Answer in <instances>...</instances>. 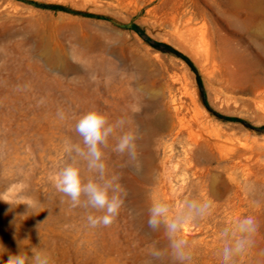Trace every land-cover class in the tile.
Here are the masks:
<instances>
[{"label": "rangeland", "instance_id": "374dc122", "mask_svg": "<svg viewBox=\"0 0 264 264\" xmlns=\"http://www.w3.org/2000/svg\"><path fill=\"white\" fill-rule=\"evenodd\" d=\"M177 2L0 0V243L9 252L20 244L46 250L54 264H177L164 226L147 225L150 207L166 203L175 214L187 201L210 200L178 233L190 254L184 264H223V230L246 217L256 231L232 264H264V50L245 33L246 9L190 1L197 35L204 23L213 50L226 51L231 88L223 93L157 20ZM90 110L125 121L103 148L106 177H118L124 200L108 227H90L87 214L101 213L73 207L51 179L74 155L69 146H82L74 127ZM193 112L220 143L193 129ZM127 132L137 137L135 160L113 151Z\"/></svg>", "mask_w": 264, "mask_h": 264}, {"label": "clouds", "instance_id": "9594fccd", "mask_svg": "<svg viewBox=\"0 0 264 264\" xmlns=\"http://www.w3.org/2000/svg\"><path fill=\"white\" fill-rule=\"evenodd\" d=\"M40 103H43V100ZM58 115L63 119L62 112L58 111ZM124 123L125 121L121 119L112 124L106 114L97 110H90L81 115L75 123L74 131L81 138L82 146L81 143L70 145L67 151L74 154L71 155L70 162L51 177L57 191L67 197L73 207L101 213L87 214V223L93 228L110 226L124 204L120 195L122 190L117 183L118 177L107 178L106 165L103 162V148L107 147L108 138ZM136 139L134 133H124L119 137L113 151L119 154L127 153L130 159L135 160ZM81 159L86 163L87 170L96 174L95 178L85 179L80 166ZM211 206L210 200L187 201L175 214L166 203L154 202L150 207L147 225L152 231L164 226L170 240L171 255L177 264H184L190 259V254L185 251L187 241L178 236L183 224L194 215L206 214ZM255 231L256 221L252 217L241 219L223 230L222 236L225 240L222 250L223 264H232L235 257L243 254L251 246V237ZM0 249L3 250L0 252V264H54L51 255L39 246L22 250L19 244L18 252L11 253L0 243ZM5 254L7 260L3 259ZM150 255L155 261H162L166 253L154 248Z\"/></svg>", "mask_w": 264, "mask_h": 264}, {"label": "bare ground", "instance_id": "6f19581e", "mask_svg": "<svg viewBox=\"0 0 264 264\" xmlns=\"http://www.w3.org/2000/svg\"><path fill=\"white\" fill-rule=\"evenodd\" d=\"M190 1L178 0L176 4L169 7L167 13H164L162 17L159 16L160 18L157 20L169 27V29H171L175 34L181 36L188 47L192 51H194L196 56L201 60L204 68L206 69L205 71L216 83L218 88H220L223 93H227L231 88V84L230 82H228L229 80L227 78V70L229 71V69L228 66H225L226 63L224 64V62H222V58L223 60L227 59L226 51L222 50L221 48H218L217 52L213 50L204 23H200V25L202 24V27H199L200 31H198L197 35L196 25L201 21L200 15L195 10V7L193 6L194 4H192ZM227 4L228 7L230 6L235 11L246 9L249 12L251 22L248 27H245V33L247 34V36H250L251 38L256 40L262 50H264V0H227ZM199 28L197 30H199ZM195 41H199V49L195 48ZM218 55L219 57L217 58ZM223 55L225 56L221 57ZM263 93L264 92H262V94ZM191 117L196 126V128L193 129H196V132L200 134V136L207 135L208 139H205H207L206 141L211 144L216 145L220 143L219 139L221 140V138L217 136V132L210 135L205 131L206 123L198 112H193ZM189 122L190 121H188V123ZM158 123L160 127H166L165 124L162 123V119H158ZM184 130L188 131V134L192 133V128L187 127L186 125H184ZM200 136L198 138H200Z\"/></svg>", "mask_w": 264, "mask_h": 264}, {"label": "trees", "instance_id": "16d2710c", "mask_svg": "<svg viewBox=\"0 0 264 264\" xmlns=\"http://www.w3.org/2000/svg\"><path fill=\"white\" fill-rule=\"evenodd\" d=\"M34 5H37V4H34ZM40 7H43V8H49V9H55V7H52V6H44V5H41ZM231 121V120H230ZM233 121V120H232ZM234 121H238V122H241V123H243V124H246L244 121H242V120H239V119H237V120H234ZM247 125V124H246ZM259 130H264V128H258Z\"/></svg>", "mask_w": 264, "mask_h": 264}]
</instances>
